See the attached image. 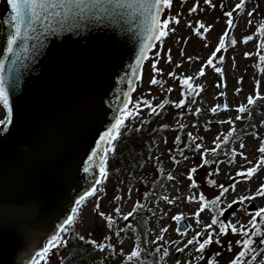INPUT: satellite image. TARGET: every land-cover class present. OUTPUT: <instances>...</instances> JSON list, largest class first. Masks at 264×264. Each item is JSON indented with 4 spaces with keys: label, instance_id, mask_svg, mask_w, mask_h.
I'll use <instances>...</instances> for the list:
<instances>
[{
    "label": "water",
    "instance_id": "1",
    "mask_svg": "<svg viewBox=\"0 0 264 264\" xmlns=\"http://www.w3.org/2000/svg\"><path fill=\"white\" fill-rule=\"evenodd\" d=\"M12 17L0 0V63L12 108L11 122L0 124V264H30L102 180V137L131 103L158 40L135 0L70 3L58 17L22 25L9 52ZM188 226L179 221L177 232Z\"/></svg>",
    "mask_w": 264,
    "mask_h": 264
},
{
    "label": "rangeland",
    "instance_id": "2",
    "mask_svg": "<svg viewBox=\"0 0 264 264\" xmlns=\"http://www.w3.org/2000/svg\"><path fill=\"white\" fill-rule=\"evenodd\" d=\"M241 3L243 8L237 9L236 5ZM227 12L232 16H226ZM169 18H175L179 23L171 20L167 36L151 50L129 106L146 109L149 105H156L166 93L179 99V77L191 78L197 87L195 101L190 110L181 112L169 122L174 125L176 120H181L184 135L190 136L196 148L178 157L168 148V141L159 138L154 156L164 159L162 167L167 172V184L161 199L149 203L148 238L163 255L162 264H208V258L216 250L221 253L216 264H230L237 253L231 245L240 237L239 230L242 226L245 231L250 228L252 214L264 208V196L256 195L264 185V167H258L250 178L238 175L256 167L264 159V153L259 151L264 146V121L254 124L253 133L242 134L238 141L232 142L248 125V111L241 113L238 108L241 105L247 109L250 107L249 96L264 100V60L261 59L264 55L260 47L264 38L261 34L264 0H172L171 8H165L162 21ZM229 19L233 22L231 27L227 23ZM201 24L205 26L203 29ZM249 36L252 39L245 43ZM222 38L227 45L217 52ZM232 40L236 42L233 44ZM210 58H213L214 66L208 65ZM217 68L221 71H216ZM153 79L159 83L152 84ZM214 108L215 112L212 111ZM4 118L5 110L0 106V121ZM223 142L227 143L225 147L230 150L229 156L218 151ZM192 169L196 171L192 172ZM209 175L214 178V187L204 183ZM221 185L228 191L223 192ZM101 192L103 195L94 196L80 207L77 230L80 234L91 235L99 244H109V256L104 264H135L127 259L138 248L135 234H117L110 228L107 218L118 212L125 215L132 212L136 205V187H129L120 178H112ZM204 193L210 195L208 199L212 196L213 201L219 197V203H211L197 216L206 201L200 199ZM252 196L255 199L244 200L239 209L223 220L220 209L241 197ZM178 215L189 225L182 233L177 232L179 221L173 219ZM214 217L218 223L206 231L205 226L211 224ZM221 222L234 225L237 234L230 229L227 235L220 234ZM209 232L213 233V240L220 243H212L202 253L197 251L198 243L188 244L189 240L197 239L198 233H202L198 239L203 242ZM161 236L163 239H159ZM178 248L184 251L178 252ZM257 252L248 264H264V247L258 248Z\"/></svg>",
    "mask_w": 264,
    "mask_h": 264
},
{
    "label": "trees",
    "instance_id": "3",
    "mask_svg": "<svg viewBox=\"0 0 264 264\" xmlns=\"http://www.w3.org/2000/svg\"><path fill=\"white\" fill-rule=\"evenodd\" d=\"M262 43H264V38L261 39L260 45ZM226 45L224 43V47ZM262 54L264 55V48H262ZM184 80L185 78L179 77L181 87V98L179 99H175L170 93H166L156 105H150L146 109H136L135 106L127 108L132 115L125 119L124 126L119 130L118 138L107 145V147L114 148V151L108 152L106 160L103 161L107 172L106 178L103 177L95 189V194L86 196L80 201L81 203L77 206L72 218V224L67 223L64 227L65 230L61 231L59 237L66 243L52 248L46 257L37 256L34 260L37 264H51L53 260L55 261L54 264H104V261L108 260L109 248L107 246L109 244L106 242L99 244L98 240L91 235L80 234L77 230V224L80 221V207L94 196L103 195L101 191L105 183L112 178H120L129 187H136V205L131 215L118 212L114 217L108 216L111 217V222L109 221L110 228L117 234H126L127 232L135 234L137 249L140 252L139 257L131 260L135 264L163 263L164 257L158 246L151 245L148 238L151 216L149 203H155L161 199L162 191L167 184V172L162 167L164 159L159 155H154L159 145V138L166 139L168 148L178 157L185 156L196 148L190 136L184 135L181 120H176L174 125H170L169 122L170 119L176 118L181 112L190 110L195 101L197 87L191 81L189 82L190 87L185 85ZM177 105L180 106L177 107ZM153 108L156 109L155 112L152 111ZM247 111L248 125L240 135L234 137L232 142L238 141L242 134L253 133L255 130L254 124L264 121V100H255V103L251 104ZM226 145V142L221 143L218 151L220 154L223 153L229 156L230 150L225 147ZM168 160L172 161V159ZM229 160L228 158V163H230ZM211 176L209 175L204 183L214 187L216 183H212L214 178ZM203 191L205 192L204 189ZM208 196L205 193L203 194L209 206L213 198L211 196L208 199ZM125 216H128L127 220L124 219ZM256 222L260 231L264 233V221H261L260 217H256ZM221 223L225 224V222ZM119 225H122V228L118 229ZM246 231L249 232V237H244L240 232V237L236 238L231 245L237 251L232 261L237 258L240 251H246V255L241 258V264L252 262L258 253V248L264 247V243H262L264 235H253L255 229L252 226ZM237 232L232 233L237 234ZM80 237H84V239H80ZM246 238L253 241L250 250L244 249L242 243H237ZM51 240L47 241V246ZM90 241H95L96 244L93 245ZM98 245H104V250L101 251ZM220 257L221 253L216 250L208 258V264H213V262L216 264ZM232 261L230 264H232Z\"/></svg>",
    "mask_w": 264,
    "mask_h": 264
},
{
    "label": "snow or ice",
    "instance_id": "4",
    "mask_svg": "<svg viewBox=\"0 0 264 264\" xmlns=\"http://www.w3.org/2000/svg\"><path fill=\"white\" fill-rule=\"evenodd\" d=\"M7 3L10 5L11 10L13 12V17L12 19L16 22V32L15 34L8 40V51L11 52L13 50V45L15 44L16 40L20 37L21 35V26L24 25L26 27L31 28L32 24L37 22V21H48L50 19H52L53 17H58L61 15V12L70 4V3H76V4H81L83 3V0H7ZM135 3L137 4V6L140 9L146 10L149 16V19L151 21V28L150 31L153 33V35L150 37V39H155V40H161L167 36L168 32V24L171 20H174L175 23H179V20H175V18H169V20H164L161 21L160 20V16L161 13L163 11L164 8H171L172 6V0H135ZM120 7H128L129 5L127 4H120ZM237 9L243 8V4H237L236 5ZM192 11H195V8L192 9ZM226 16L231 17L232 13L231 12H227L225 13ZM249 15H251V13H249ZM229 27L232 26L233 22L231 19H229L227 21ZM205 26L203 24L200 25V28L203 29ZM197 34H199V29H197ZM261 34L264 35V25L261 26ZM228 33H225V37H227ZM252 37L249 36L247 38H245V43H247L249 40H251ZM236 41L232 40V43L234 44ZM261 48H264V43H262L260 45ZM222 48H224V39L222 38L220 41V45L219 47L216 49L217 52H219ZM215 55V54H214ZM213 55V58H214ZM143 58V56L141 57ZM210 58L208 60V65L210 66H214L212 65V59ZM262 60H264V57H261ZM139 63V61H138ZM153 68H155V65H153ZM216 71L220 72L221 69H216ZM4 73V65L2 63H0V105H2L6 111H7V120L6 121H0V124H3L5 122L10 123L11 122V112H12V108L9 102V92H8V88L6 87V82H5V77L3 75ZM201 75H203V71H201L200 73ZM190 80L191 78H187L183 81V83L187 86H191L190 85ZM152 84H157L159 83V81H157L156 79H153L151 81ZM255 100L253 99V97L249 96L248 97V104H254ZM180 105H177V107H179ZM150 107V105H149ZM248 109L241 105L238 108V111L243 113L246 112ZM153 112L156 111V109H152ZM213 112L216 111V109H212ZM132 113L130 111H128L127 107L125 106V108L121 111V114L119 116V118L116 120V123L114 124L113 128L105 134L104 137H102V142L106 141L109 145L118 138V134H119V130L121 127L124 126V121L128 116H131ZM238 119L240 117H237ZM243 146V145H242ZM110 151H114V148H110V147H106L103 149L104 152V157L106 160L107 154ZM259 151L261 153H264V146L259 148ZM97 155V153H93V158H95V156ZM205 163H207V161L205 160ZM258 167H264V159H262L259 163V165H257L256 167L250 168L248 169L246 172L243 173H239L238 175H243L247 178L252 177L258 170ZM87 171V169H86ZM196 169H192V172H195ZM100 174L102 177L106 178L107 176V172H106V168H105V163L102 162L100 164ZM171 179V177H169ZM189 179H191V177H189ZM212 183H215L214 181ZM193 186H195V184H193ZM222 191L223 192H227L228 188H224L221 185ZM95 194V189H93L92 192L89 193V195H93ZM256 195L258 196H264V185L261 186V188L258 190V192L256 193ZM83 199V198H82ZM201 201H205V198L203 196L200 197ZM219 197H217V199L215 201H212L211 203L213 205H216L219 203ZM249 199H255V196L252 197H241L239 198V200L234 201V203H243L244 200H249ZM81 202L77 201V205H79ZM208 207V202L205 201L203 207L200 208V210L196 213L197 216H199V212H202L205 210V208ZM232 205L229 204L226 208L224 209H220L219 210V214L223 215L228 208H231ZM118 211V210H117ZM101 215H103V213H101ZM129 215H131V213H129ZM256 217H260L261 221H264V208H261L259 210H257L254 214H252V219L250 221V224L252 226L253 229H255V231L252 233L253 235H264V233H262L259 229V227L257 226V222H256ZM182 216L178 215L173 217V219H175L176 221H180L182 220ZM110 222H111V217L107 218ZM125 220L128 219V216L124 217ZM72 219L70 218L67 223L70 225L72 224ZM218 223V220L214 217L212 219L211 224H208L205 226V230L207 231L208 229H211L213 227V225H216ZM229 229L231 230V232L236 233L238 231V229L231 224H220V234L222 235H227ZM65 229L62 227L61 231H64ZM163 231H167V229H163ZM241 232V234L244 237H249V232L245 231L243 229V226L241 227V229L239 230ZM202 235V233H198L197 234V239L196 240H189L188 244H192V243H198L199 247L197 249V251L199 252H203L205 250L206 247H208L209 245H211L212 243H220L219 240L214 241L213 240V233L209 232L208 233V237L207 239L203 240V242H200L198 237ZM80 239H84V237H80ZM159 239H163V237L161 236ZM59 242V243H58ZM66 241H63L59 236L54 237L48 244L47 247L44 248L43 252L38 253V257H46L48 255V253L50 252V250L54 247H58L60 245L65 244ZM90 243H92L93 245L96 244L95 241H90ZM237 243H242V246L244 249L246 250H250V245L253 243V241L250 238H246L244 239L242 242L238 241ZM262 243H264V241H262ZM98 247L100 248L101 251L104 250V245H98ZM178 252H183L184 249L182 248H178L177 249ZM140 252L138 249L133 250L130 255L127 257L128 260H132L133 258L139 257ZM165 255H167V252H165ZM246 255V251H240L239 255L237 256V258L232 261V264H241V258L244 257ZM33 264H37L36 261H33ZM179 264V262H178ZM214 264V262H213Z\"/></svg>",
    "mask_w": 264,
    "mask_h": 264
}]
</instances>
